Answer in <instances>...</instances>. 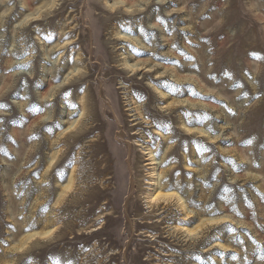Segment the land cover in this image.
<instances>
[{"label": "rangeland", "instance_id": "obj_1", "mask_svg": "<svg viewBox=\"0 0 264 264\" xmlns=\"http://www.w3.org/2000/svg\"><path fill=\"white\" fill-rule=\"evenodd\" d=\"M68 260L264 264V0H0V264Z\"/></svg>", "mask_w": 264, "mask_h": 264}, {"label": "snow or ice", "instance_id": "obj_2", "mask_svg": "<svg viewBox=\"0 0 264 264\" xmlns=\"http://www.w3.org/2000/svg\"><path fill=\"white\" fill-rule=\"evenodd\" d=\"M40 170H42V169H40ZM178 174L179 173H176L174 175H178ZM53 175L54 176H58L61 180L65 179V177H63V176L60 175L58 169H56V170L53 171ZM189 226H190V222H189ZM9 227H11V226H9ZM53 231H55V229H53ZM50 236H51V233H47V234H45V236L40 237V239L47 240ZM67 264H72L71 260H68Z\"/></svg>", "mask_w": 264, "mask_h": 264}, {"label": "bare ground", "instance_id": "obj_3", "mask_svg": "<svg viewBox=\"0 0 264 264\" xmlns=\"http://www.w3.org/2000/svg\"><path fill=\"white\" fill-rule=\"evenodd\" d=\"M150 157H151V156H150ZM150 157H149V158H150ZM146 160H147V159H146ZM154 189H155V188H154ZM158 197H159V195L157 194V195H155L154 197H152V198H153L152 200H154V199L156 200V198H158Z\"/></svg>", "mask_w": 264, "mask_h": 264}]
</instances>
